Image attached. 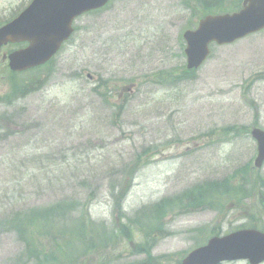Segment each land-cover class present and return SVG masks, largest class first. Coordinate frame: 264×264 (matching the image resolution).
<instances>
[{"label": "rangeland", "instance_id": "374dc122", "mask_svg": "<svg viewBox=\"0 0 264 264\" xmlns=\"http://www.w3.org/2000/svg\"><path fill=\"white\" fill-rule=\"evenodd\" d=\"M211 1L111 0L74 21L76 30L48 66L15 76L31 83L16 97L2 59L13 47L0 48V264H99V248L112 264L140 260L114 227L126 224L125 215L229 174L231 190L238 189L227 210L231 229H264L257 200L264 162L245 182L238 174L254 171L249 130L264 129V29L211 46L197 70L182 71L181 34L213 9ZM29 2L0 0V25ZM249 181L252 199L243 203L252 206L237 209L233 201L245 196ZM50 206L65 207L64 218H50L68 223L64 235L56 233L60 224L42 233L34 227L38 211ZM216 217L170 216V234L152 255L171 254L160 263L175 264L195 246L191 230ZM111 227V240L100 246V230ZM63 236L85 248L63 254Z\"/></svg>", "mask_w": 264, "mask_h": 264}, {"label": "water", "instance_id": "95a60500", "mask_svg": "<svg viewBox=\"0 0 264 264\" xmlns=\"http://www.w3.org/2000/svg\"><path fill=\"white\" fill-rule=\"evenodd\" d=\"M108 0H32L12 21L0 27V46L6 42L27 41L23 49L8 54V67L19 72L49 60L71 33V21L79 14L103 6ZM264 27V0H243L232 14L205 16L194 30L182 36L186 42V67L197 68L208 54V44H227ZM257 145L254 165L264 158V131L253 129ZM247 258L251 263L264 260V234L254 230L212 238L207 245L191 252L181 264H216L221 260Z\"/></svg>", "mask_w": 264, "mask_h": 264}, {"label": "trees", "instance_id": "16d2710c", "mask_svg": "<svg viewBox=\"0 0 264 264\" xmlns=\"http://www.w3.org/2000/svg\"><path fill=\"white\" fill-rule=\"evenodd\" d=\"M214 6L216 7H220L222 6L225 2L228 3V6H224L221 8H217L215 9V7L213 6V9L210 8H206L205 11L201 12V15L204 13H210V12H225V11H234L236 9H238L240 7L241 4V0H212L211 1ZM15 75L11 76V81H10V94L14 97L20 94H22V92L25 89H30L31 88V83H26L23 80H14ZM40 83V82H39ZM58 213L56 214L59 217V214L61 212L57 211ZM65 246L69 247L65 249L64 253H68V252H75L74 251V245L71 244L70 242L67 243Z\"/></svg>", "mask_w": 264, "mask_h": 264}, {"label": "flooded vegetation", "instance_id": "af4514ba", "mask_svg": "<svg viewBox=\"0 0 264 264\" xmlns=\"http://www.w3.org/2000/svg\"><path fill=\"white\" fill-rule=\"evenodd\" d=\"M230 198H231V196H230ZM231 205V204H230ZM199 209L197 208V209H193V210H191V211H184L183 213H181V215H183V216H190L191 217V219H193L194 217H197V216H200V215H202L203 213H205L206 211H201V210H199ZM208 210H210V209H208ZM166 217L164 218V220L167 218V220H169L170 219V214L169 213H167L166 215H165ZM153 237H156V234H154V236ZM144 243H146L145 241H144ZM145 249V247H142V251ZM153 250H155V247H153L152 246V248H151V251H153Z\"/></svg>", "mask_w": 264, "mask_h": 264}]
</instances>
